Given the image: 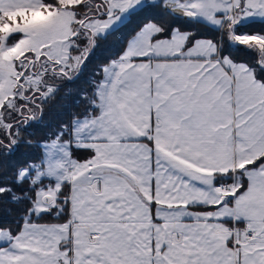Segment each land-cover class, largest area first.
Here are the masks:
<instances>
[{"label":"snow or ice","instance_id":"1","mask_svg":"<svg viewBox=\"0 0 264 264\" xmlns=\"http://www.w3.org/2000/svg\"><path fill=\"white\" fill-rule=\"evenodd\" d=\"M0 209V264H264V0H0Z\"/></svg>","mask_w":264,"mask_h":264},{"label":"trees","instance_id":"2","mask_svg":"<svg viewBox=\"0 0 264 264\" xmlns=\"http://www.w3.org/2000/svg\"><path fill=\"white\" fill-rule=\"evenodd\" d=\"M166 20L170 21L171 18H166ZM143 22H144L143 18H138L137 20L133 21L132 24L130 25L129 31L132 28H135L138 24ZM119 47H120L119 42L113 41L109 45H107L104 49L98 51L95 55L93 63L89 66V69L91 70L92 68H95L97 64L103 63L105 57L115 54V52L118 50ZM72 110H78V109H76L75 106L73 105ZM65 119H68L67 109L58 108L56 110H53L46 116L44 123L40 127L32 129V131H34L36 134L35 139H40L45 135V133L49 130V128L47 127L48 125L54 127L61 120H65ZM37 154H38L37 149L24 147L9 162V165L11 166L17 163H22L28 159H35ZM0 215H2V209H0Z\"/></svg>","mask_w":264,"mask_h":264}]
</instances>
